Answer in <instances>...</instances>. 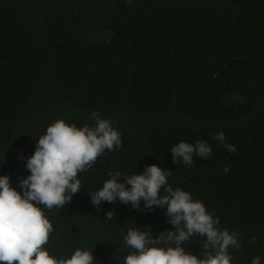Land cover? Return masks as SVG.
Returning <instances> with one entry per match:
<instances>
[{
	"label": "trees",
	"instance_id": "16d2710c",
	"mask_svg": "<svg viewBox=\"0 0 264 264\" xmlns=\"http://www.w3.org/2000/svg\"><path fill=\"white\" fill-rule=\"evenodd\" d=\"M93 112L122 145L79 173L82 189L62 209H44L51 255L93 248L96 264H122L129 228L149 225L154 238L174 230L165 209L90 202L110 173L155 164L238 234L232 264H264V0H0V176L22 191L46 128L57 119L93 127ZM197 140L212 148L207 160L173 163L174 145ZM204 239L182 247L202 258Z\"/></svg>",
	"mask_w": 264,
	"mask_h": 264
},
{
	"label": "clouds",
	"instance_id": "9594fccd",
	"mask_svg": "<svg viewBox=\"0 0 264 264\" xmlns=\"http://www.w3.org/2000/svg\"><path fill=\"white\" fill-rule=\"evenodd\" d=\"M95 125L77 127L57 119L37 139L34 153L27 158L25 167L30 173L19 178L22 191L11 186L7 175L0 176V264H96L93 248H77L70 257L57 258L46 248L54 231L44 209H62L82 189L79 173L92 168L105 151H115L122 145L121 134L112 122L93 112ZM230 153L236 152L233 144L226 143L223 132L213 137ZM173 163L191 166L193 157L207 160L212 148L204 140L195 144L179 142L171 150ZM228 167L223 168L227 174ZM102 188L92 193L91 204L99 208L102 202L115 203L117 199L132 209L141 211L140 204L149 211L153 206L165 209L172 231H162L155 238L150 226L129 228L121 242L122 248L131 250L119 260L122 264H232L229 248L239 249L238 234L220 230L219 219L189 192L175 190L168 184L172 175L155 164L148 165L141 174L124 176L120 171L109 174ZM123 177L124 182H118ZM163 190V195H161ZM42 206V207H41ZM115 216L106 212L107 220ZM204 237L201 257L187 252L182 245L193 236ZM255 242V238H253ZM251 264H260L255 256Z\"/></svg>",
	"mask_w": 264,
	"mask_h": 264
}]
</instances>
